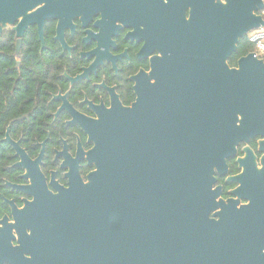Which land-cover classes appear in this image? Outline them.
<instances>
[{
    "label": "water",
    "instance_id": "water-1",
    "mask_svg": "<svg viewBox=\"0 0 264 264\" xmlns=\"http://www.w3.org/2000/svg\"><path fill=\"white\" fill-rule=\"evenodd\" d=\"M54 6V0H0V34L12 27L18 54L25 32L37 25L44 47ZM263 11L264 0H172L178 29L156 69L155 94L145 88L132 107L114 104L97 120L74 116L94 145L85 155L80 145L77 159L86 156L95 170L84 182L78 163L63 165L70 188L57 196L43 184L42 154L31 161L8 129L5 140L20 159L15 166L26 170L30 190L39 180L50 202L35 197L18 210L6 201L15 223L1 222L0 240L14 230L20 236L29 222L40 233L53 224L63 227L66 241L70 235L73 254L94 256L98 264L100 257L105 264H230L228 213L209 220L211 211L229 209L214 189L215 174L228 173L237 145L264 137V59L252 52L234 68L229 59L242 39L264 27Z\"/></svg>",
    "mask_w": 264,
    "mask_h": 264
},
{
    "label": "flooded vegetation",
    "instance_id": "flooded-vegetation-1",
    "mask_svg": "<svg viewBox=\"0 0 264 264\" xmlns=\"http://www.w3.org/2000/svg\"><path fill=\"white\" fill-rule=\"evenodd\" d=\"M54 1L51 11L55 16L44 25V47L37 25L25 32L18 54L12 27L3 32L14 34V54L19 57L30 31L28 36H35L40 46L36 54L31 53V57L26 54L25 58L35 61L38 67L49 65L54 73L50 99L43 111L48 122L32 124L30 119L41 115L33 110L26 117L23 133L16 139L10 135L31 161L42 154L39 167L51 196L70 188V178L66 176L69 169L63 165L78 163L84 182L95 170L86 156L77 159L80 145L84 155L94 145L88 142L82 128L72 123L74 116L97 120L102 110H109L114 104L132 107L138 92L145 88L150 96L154 95L159 76L156 69L165 61L171 31L178 29L177 24L171 23L172 0H69L65 6L61 4L63 0ZM58 37L65 41L67 49ZM13 152L10 180L5 182V192L0 198V228L5 218L9 225L15 223L12 206L6 201H12L18 210L33 203L35 197L50 202L48 194L39 190L42 185L39 180L33 184L35 190L29 189L31 180L23 177L25 169L15 166L20 159ZM227 164L226 175L215 174L214 189L219 188L218 198L229 209L219 207L211 211L209 220L220 222L218 214L228 213L230 264H264V137L237 145ZM7 182L28 191L12 188ZM49 226L51 232L40 233L38 225L29 222L20 236L14 230L13 237L0 240V264H98L94 256L73 254L70 235L66 241L63 227ZM99 264H105L102 257Z\"/></svg>",
    "mask_w": 264,
    "mask_h": 264
},
{
    "label": "trees",
    "instance_id": "trees-1",
    "mask_svg": "<svg viewBox=\"0 0 264 264\" xmlns=\"http://www.w3.org/2000/svg\"><path fill=\"white\" fill-rule=\"evenodd\" d=\"M29 33L19 57L14 54V34L6 32L0 35V198L5 192V182L10 180L9 172L14 163V152L5 140L8 128L12 138H18L23 133L27 115L33 110L41 112V115L31 118L32 124L45 125L48 122L43 111L50 99L54 73L49 65L38 67L35 61L25 58L26 54L28 57L33 52L36 54L40 46L35 36H28ZM254 51L246 36L230 58V66L237 67L239 59Z\"/></svg>",
    "mask_w": 264,
    "mask_h": 264
},
{
    "label": "built area",
    "instance_id": "built-area-1",
    "mask_svg": "<svg viewBox=\"0 0 264 264\" xmlns=\"http://www.w3.org/2000/svg\"><path fill=\"white\" fill-rule=\"evenodd\" d=\"M264 18V11L261 13ZM249 42L254 46L257 57L264 59V27L251 31L248 35Z\"/></svg>",
    "mask_w": 264,
    "mask_h": 264
}]
</instances>
